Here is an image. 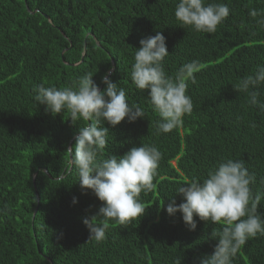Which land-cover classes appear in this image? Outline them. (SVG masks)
Instances as JSON below:
<instances>
[{
    "label": "trees",
    "instance_id": "16d2710c",
    "mask_svg": "<svg viewBox=\"0 0 264 264\" xmlns=\"http://www.w3.org/2000/svg\"><path fill=\"white\" fill-rule=\"evenodd\" d=\"M216 2L228 4L230 14L207 34L176 20V0H0V264H174L177 257L194 264L213 252L217 241L208 236L223 225L194 217L190 231L181 213L169 216L162 206L171 198L183 202L176 188L231 158L255 174L253 193L264 192V112L233 87L264 65V26L249 15L264 10V0ZM157 31L166 38L169 76L185 63H200L196 82L188 81L192 112L160 134L149 90H138L130 78L135 48ZM88 72L101 91L108 74L145 111L134 122L101 124L109 129L104 156L142 144L162 154L155 187L141 193L143 216L125 225L108 221L100 242L89 240L82 218L102 202L91 190L82 193L67 152L88 122L73 124L67 111L46 112L32 91L71 86ZM257 90L264 101V85ZM258 212L264 215V199ZM233 264H264V236L250 238Z\"/></svg>",
    "mask_w": 264,
    "mask_h": 264
},
{
    "label": "clouds",
    "instance_id": "9594fccd",
    "mask_svg": "<svg viewBox=\"0 0 264 264\" xmlns=\"http://www.w3.org/2000/svg\"><path fill=\"white\" fill-rule=\"evenodd\" d=\"M229 14L228 4L216 0H176L174 9V16L181 25L207 34H214ZM249 15L259 26H264V10L252 8ZM167 56L166 38L157 31L154 36L140 40L130 73L138 90H149L147 102L159 117L157 134L179 127L183 117L192 112L193 102L187 95L188 81L195 83V73L200 71L199 61L193 60L180 66L174 76H169L164 67ZM101 82L106 85L103 91L88 72L71 86L58 89L41 84L32 89L34 101L44 105L46 112L55 116L67 111L73 124L79 120L88 122L79 128L75 145L67 152L82 193L91 190L102 202L94 215L82 218L89 230V240L97 242L106 238L108 221L125 225L143 216L146 208L141 202V193L147 194L155 187L153 180L162 156L155 145L149 144L134 146L123 156H104L109 129L101 124L106 121L115 127L125 118L134 122L144 118L145 111L138 103L130 104L125 89L114 83L108 74ZM261 85H264V65H257L253 74L241 78L233 87L238 93L246 94L249 106L264 112V101L259 99L257 90ZM63 178L56 177L57 181ZM255 183V174L249 172L243 160L222 159L204 177H193L176 188L175 193L183 197V202L177 204L171 198L162 206L169 216L181 213L190 231L197 227L194 217L223 225L213 228L208 236L217 241L213 252L198 257L194 264H233V258L250 238L264 236V215L258 212L264 192L253 193L251 185ZM77 202L73 197V203ZM97 218L103 219L97 221ZM174 264H181V258L177 257Z\"/></svg>",
    "mask_w": 264,
    "mask_h": 264
},
{
    "label": "water",
    "instance_id": "95a60500",
    "mask_svg": "<svg viewBox=\"0 0 264 264\" xmlns=\"http://www.w3.org/2000/svg\"><path fill=\"white\" fill-rule=\"evenodd\" d=\"M37 197V196H36Z\"/></svg>",
    "mask_w": 264,
    "mask_h": 264
}]
</instances>
